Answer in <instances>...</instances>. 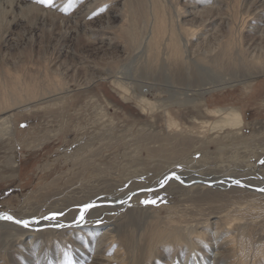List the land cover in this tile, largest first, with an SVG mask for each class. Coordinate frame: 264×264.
I'll use <instances>...</instances> for the list:
<instances>
[{
  "label": "bare ground",
  "instance_id": "obj_1",
  "mask_svg": "<svg viewBox=\"0 0 264 264\" xmlns=\"http://www.w3.org/2000/svg\"><path fill=\"white\" fill-rule=\"evenodd\" d=\"M116 20L122 22L118 32ZM255 21L258 31L250 32L257 37L248 40L245 32ZM15 28L21 32L14 33ZM55 31L64 42L71 32L77 37L98 32L104 52L123 39L118 48L124 56L85 69V61L50 58ZM136 58L141 63L131 71L128 64ZM261 79L264 0H53V6L0 0L1 142L15 137L13 117L18 112L63 105L74 91L105 82L150 95L177 128L139 143L145 174L152 173L146 182H134L120 193L123 185L92 192L91 199L117 197L111 200L113 206L99 200L96 209L78 212L70 204L66 222L46 220L34 227L13 217L24 209L5 214L13 219H0V264H264V175L224 178L221 171L207 168L202 178L194 171L176 170L180 162L212 145L204 146L200 135L183 133L169 109L199 106L207 95L237 86L253 94ZM233 114L230 105L209 109V116L240 130L245 118L234 119ZM223 133L217 131L216 139ZM107 139L109 144L120 141L114 135ZM104 147L79 158L76 165L94 164ZM199 167L195 172L204 169ZM155 190L195 196L185 203L190 208L176 205L184 209L163 217L160 209L137 204Z\"/></svg>",
  "mask_w": 264,
  "mask_h": 264
},
{
  "label": "rangeland",
  "instance_id": "obj_2",
  "mask_svg": "<svg viewBox=\"0 0 264 264\" xmlns=\"http://www.w3.org/2000/svg\"><path fill=\"white\" fill-rule=\"evenodd\" d=\"M253 23L245 32L248 40L257 37L250 32L253 29L258 31L254 26L258 23ZM121 25L120 20L113 23L117 32ZM91 26L99 27L96 23ZM13 32L18 34L21 29L15 28ZM94 33L96 35L89 36V33L80 32L77 37L71 32V37L64 42L55 31L48 57L75 64L79 60L85 61L88 64L82 69L94 64L104 66L106 60L112 63L111 57L122 59L124 51L118 47L123 39H117L115 46L104 52L99 48V33ZM28 55L29 52H25L24 56ZM139 62L141 59L136 58L127 64L133 71ZM206 98L196 107L171 105L169 108L172 118L181 123L183 133L200 135L204 146L212 145L205 153L199 152L188 157L189 160H183L175 169L183 174L194 171L202 178L207 168L221 171L224 178L249 172L264 175V142H260L264 138V79L260 80L253 94L237 86ZM228 105L237 113L233 114L234 119L238 116L245 118L246 125L240 130L224 126L225 119L209 116V109ZM165 111L157 107L150 95L144 97L133 90L129 93L105 82L74 91L63 105L58 103L45 109L18 112L13 117L15 137L0 141V216L14 215L24 209L23 213L13 217L34 227L46 220L66 222L71 212L66 207L70 204L78 212L86 205H93L90 208L96 209L99 200L113 206L112 201L117 197L101 195L91 199L92 192L111 185H123L118 190L120 193L132 183L146 182L152 176V173L145 174V153L142 150L139 153V143L148 135H168L177 131L170 126ZM217 131L224 132L219 140L216 139ZM113 135L120 141L109 144L107 137ZM103 145L104 150L94 164L76 165L79 158L91 155ZM86 146L90 148L84 149ZM202 165L204 169L195 172L193 168ZM101 181L107 184L100 186ZM194 193L155 190L148 192V197L137 204L160 209L163 217L176 216L178 210L184 209L177 206L193 199ZM144 201L155 203L146 204ZM79 202L83 203L78 206ZM185 205L191 207L190 203Z\"/></svg>",
  "mask_w": 264,
  "mask_h": 264
},
{
  "label": "snow or ice",
  "instance_id": "obj_3",
  "mask_svg": "<svg viewBox=\"0 0 264 264\" xmlns=\"http://www.w3.org/2000/svg\"><path fill=\"white\" fill-rule=\"evenodd\" d=\"M38 3L41 4H46L48 6H53V0H37ZM177 179H179V177H176ZM164 183H167V180L164 181ZM236 183L238 184L239 181H236ZM262 191H264V189H262ZM144 203H155V201H144ZM93 207V205H86L85 206V211L88 210V208ZM0 219H8V220H12L13 217L12 216H8V215H4V216H0ZM81 220H83V216H81ZM17 223H23L25 226H27V221H16Z\"/></svg>",
  "mask_w": 264,
  "mask_h": 264
}]
</instances>
